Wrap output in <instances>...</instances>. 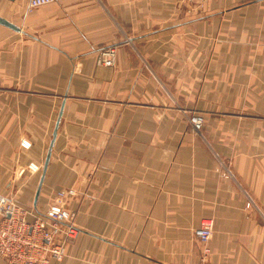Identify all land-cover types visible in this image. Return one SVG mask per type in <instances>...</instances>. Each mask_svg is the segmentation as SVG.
<instances>
[{"label":"crops","instance_id":"crops-1","mask_svg":"<svg viewBox=\"0 0 264 264\" xmlns=\"http://www.w3.org/2000/svg\"><path fill=\"white\" fill-rule=\"evenodd\" d=\"M29 1L0 0V194L76 190L56 264H264V0Z\"/></svg>","mask_w":264,"mask_h":264},{"label":"built area","instance_id":"built-area-1","mask_svg":"<svg viewBox=\"0 0 264 264\" xmlns=\"http://www.w3.org/2000/svg\"><path fill=\"white\" fill-rule=\"evenodd\" d=\"M56 0H30L27 10L47 5ZM115 50L100 53V61L112 66ZM191 124L201 133L204 119L199 114L190 116ZM228 176V174L226 175ZM75 189L56 193L46 212L36 213L0 194V256L6 264H54L64 258L66 245L74 239L79 230L75 225L78 210L69 208V200L76 196ZM214 220L206 218L196 229V236L206 247L213 235Z\"/></svg>","mask_w":264,"mask_h":264},{"label":"water","instance_id":"water-1","mask_svg":"<svg viewBox=\"0 0 264 264\" xmlns=\"http://www.w3.org/2000/svg\"><path fill=\"white\" fill-rule=\"evenodd\" d=\"M0 24L5 25V26H7V27H9L11 29H14V30H19L20 29L18 26H16L12 22H10L9 20H7V19H5V18H3L1 16H0ZM59 122H60V117H59L56 129L54 131V138H55V136L57 134V129H58ZM52 145H53V141H52L51 147L48 150V154H47V157H46V160H45V164L43 166V174H42L41 181H40V186H39V189H38V192H37V195H36V201L38 199V196H39V193H40V189H41V186H42V182L44 180V177H45V174H46V171H47V167H48V163L50 161V157H51V153H52Z\"/></svg>","mask_w":264,"mask_h":264},{"label":"rangeland","instance_id":"rangeland-1","mask_svg":"<svg viewBox=\"0 0 264 264\" xmlns=\"http://www.w3.org/2000/svg\"><path fill=\"white\" fill-rule=\"evenodd\" d=\"M113 65H114V64H113ZM202 117H203V116H202ZM203 119H204V117H203ZM190 122H191V121H190ZM203 126H204V123H203ZM202 129H203V128H202ZM33 170H34V168H33ZM22 172H23V170H21V171L19 172V175H20ZM67 189H73V188H67ZM67 189H60V190H67ZM60 190H58V191H60ZM58 191L55 192L54 196L52 197V200L54 199V197H55V195H56V193H57ZM4 196H5V195H4ZM7 197H8V196H7ZM75 197H76V196H75ZM75 197H74V198H75ZM10 198H12V197H10ZM12 199L16 200V201L19 203V205H21L20 202L18 201V199H15V198H12ZM49 206H50V205H49ZM22 207H24L25 209L27 208V207H25V206H23V205H22ZM48 208H49V207H48ZM28 209H29V208H28ZM30 210H32V209H30ZM35 212H36V211H35ZM44 212H46V211H44ZM36 213H38V212H36ZM77 215H78V214H77ZM195 231H196V230H195ZM195 235H196V233H195ZM196 237H197V236H196ZM197 238H198V237H197ZM198 239H199V238H198ZM199 240H200V239H199ZM200 241H201V240H200ZM66 246H67V245H66ZM65 256H66V253H65V255H64V258H65ZM0 258H2V257L0 256ZM64 258H63V259H64ZM63 259H62V260H63ZM2 260H3L4 263H5V260H4L3 258H2ZM62 260H61V261H62ZM61 261H58V262H61ZM56 263H57V262H54V264H56Z\"/></svg>","mask_w":264,"mask_h":264}]
</instances>
